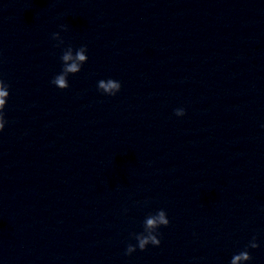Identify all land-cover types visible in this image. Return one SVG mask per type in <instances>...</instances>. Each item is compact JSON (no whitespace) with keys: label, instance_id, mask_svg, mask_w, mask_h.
Here are the masks:
<instances>
[{"label":"clouds","instance_id":"9594fccd","mask_svg":"<svg viewBox=\"0 0 264 264\" xmlns=\"http://www.w3.org/2000/svg\"><path fill=\"white\" fill-rule=\"evenodd\" d=\"M52 39L58 41L57 47L63 45L64 41L60 37L58 32L52 33ZM87 47L81 46L75 51L71 46L67 47L60 59L63 64L62 71L53 77L51 83L57 88L64 90L69 87L68 76L75 75L81 71L82 65L88 61ZM98 90L103 94L114 96L121 90V83L114 79L99 80L97 83ZM9 85H7L3 79H0V132H3L6 124L4 109L9 97ZM186 114L183 108H178L175 110V115L178 117H183ZM170 221L167 217V213L161 209L155 214L148 215L144 220V231L141 233L133 234L137 243L135 245L129 244L126 248L125 254L131 255L133 252L139 248V250H146L149 244L153 246H159L161 240L159 238L160 233L158 229L162 226L167 227ZM259 244L256 242V238L253 237L252 240L247 245L246 249L233 255L230 264H244L246 261L252 259L247 248H258Z\"/></svg>","mask_w":264,"mask_h":264}]
</instances>
